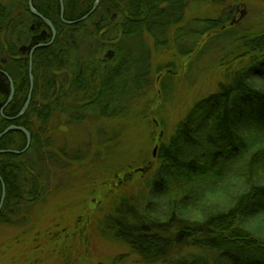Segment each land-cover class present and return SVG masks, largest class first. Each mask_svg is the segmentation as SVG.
<instances>
[{
    "label": "trees",
    "instance_id": "obj_1",
    "mask_svg": "<svg viewBox=\"0 0 264 264\" xmlns=\"http://www.w3.org/2000/svg\"><path fill=\"white\" fill-rule=\"evenodd\" d=\"M240 1L245 0H101L97 10L88 19L70 25L62 19L60 0H34V7L54 24L57 36L52 45L35 50L31 104L23 117L14 119L27 102L31 89V50L38 44L49 43L53 35L45 21L31 12L29 0H0V69L13 78L16 89L12 102L5 107L11 95V84L0 72V134L11 125L23 126L32 134V143L26 152L0 154V202L3 186L6 188V200L0 219L15 203L26 199L36 201L43 192L34 175L32 157L37 154V159L41 161L50 144L46 137L47 130L35 128L34 115L47 124L59 109L64 110L66 105H63V101L66 103L71 90L87 100L82 108L100 109L97 115L116 117L118 111L127 112L130 106L126 101L130 96V78L134 84H137L138 78L133 75L128 59L121 56L124 50L118 48L116 56L106 52L115 50L117 44L126 38H140L145 33L157 37L156 45H165L167 41L164 39L160 42L162 36L159 33L166 34V37L172 26L182 22L185 10L199 2L217 13L215 17L202 21L203 30L199 32L202 37L207 34H211L210 39L214 40H222L224 35L233 37L240 34L242 37L239 39L241 45L223 62L231 68L226 74V80L219 82L215 93L197 104L198 114L190 115L186 119L188 122L181 124L174 141L159 146L158 160L162 162L167 174L161 173L152 182V198L157 190L164 193L172 182L182 183L185 187L179 195H176L177 192L171 194L162 219L151 212L142 211L131 194L113 196L109 200L110 206L103 210L99 226L103 234L128 245L148 264L166 260L184 249H201L208 254L196 256L194 261L183 257L176 264H218L214 258L216 253L224 254L230 264H264V243L251 238L235 226L238 216L264 209V189H254L247 202L241 200L236 209L210 216L205 223L188 222L178 213L180 208L195 202L191 201L197 195L193 182L199 183L208 177L219 181L227 165L234 162L240 145L232 136V126L239 120L264 123V94L247 91L243 84L244 79L250 76L264 78V29L247 34L246 29L239 25L226 27L233 20L231 4ZM95 2L64 0V19L80 20L91 12ZM106 26H109L108 32H104ZM220 30L223 31L221 35H214ZM111 33L113 36L109 37ZM81 39L89 41L91 49L80 52L82 56L78 57L80 53L75 55L68 43ZM191 48L182 47L183 55H188ZM76 56L77 65L76 61L71 62ZM102 56L109 59L99 61ZM236 62L240 67L234 70L233 63ZM164 69H160V72ZM60 76L70 80L59 85ZM69 82L71 85L67 87ZM137 95L132 96L134 98ZM124 101L126 105H122ZM219 109H223V117H218L222 122L216 136L205 138L198 135L204 122ZM197 136L201 139L195 138ZM189 142L198 147L197 152L184 151ZM26 145L27 137L21 131H11L0 139V150L22 151ZM186 154L194 158L190 159ZM152 168L150 163L145 172L149 173ZM130 174L126 172L124 177H118V181L115 179L114 189L125 190L133 182ZM162 186L163 191L160 190ZM212 257L213 260H210Z\"/></svg>",
    "mask_w": 264,
    "mask_h": 264
},
{
    "label": "rangeland",
    "instance_id": "obj_2",
    "mask_svg": "<svg viewBox=\"0 0 264 264\" xmlns=\"http://www.w3.org/2000/svg\"><path fill=\"white\" fill-rule=\"evenodd\" d=\"M231 10L233 24L226 27L239 25L247 34L263 31L264 0L233 2ZM216 14L207 5L193 3L185 10L182 22L172 26L166 37L159 33L160 42L166 39L165 45H156L157 37L145 33L140 38H126L115 50L106 52L116 56L118 48L124 50L121 56L128 59L133 75L138 78L137 84L130 78L127 112L118 111L116 117L97 115L100 109L82 108L87 100L70 89L66 103L63 101L64 110L59 109L47 124L34 115L35 128L47 130L50 144L41 161L37 154L32 157L34 175L43 192L36 201L15 203L0 219V264H148L128 245L103 234L100 218L113 196L128 193L135 197L142 211L162 219L171 194L183 191L182 183L169 182V189L165 185L166 191L157 190L152 198L150 187L161 173L167 174L158 160L159 146L174 141L181 124L187 123L190 115L198 114L197 104L215 93L219 82L226 80L231 68L223 62L241 45L240 34L224 35L223 41L210 39L211 34L203 37L199 34L203 30L202 21ZM108 30L109 26L104 27V32ZM112 36L113 33L109 35ZM178 36L181 38L177 39ZM68 45L75 55L91 49L85 39ZM185 46L192 47L188 55L181 50ZM78 57L71 62L76 61L77 65ZM104 59L109 57L102 56L99 61ZM233 67L235 70L240 64L233 63ZM67 79L70 80L60 76L59 85ZM133 94L138 95L133 98ZM173 128L175 134L169 136ZM190 150L197 152L198 147L189 142L184 151ZM150 163L152 170L145 172ZM232 167L233 162L224 170L231 171ZM126 172L131 173L133 182L123 191L114 189L113 181L124 177ZM198 196L199 193L191 201ZM4 205L5 201L1 212ZM207 254L201 249H184L155 264H176L183 257L194 261L196 256ZM214 258L218 264H230L222 253H216Z\"/></svg>",
    "mask_w": 264,
    "mask_h": 264
},
{
    "label": "clouds",
    "instance_id": "obj_3",
    "mask_svg": "<svg viewBox=\"0 0 264 264\" xmlns=\"http://www.w3.org/2000/svg\"><path fill=\"white\" fill-rule=\"evenodd\" d=\"M230 83V82H226ZM247 91L264 94V78L250 76L243 81ZM223 117V109L204 122L200 135L215 137ZM232 136L240 145L231 171L220 178H205L194 184L199 193L194 203L178 210L179 215L191 223H205L210 216L225 214L236 209L241 200L247 202L254 189H264V123L239 120L231 128ZM175 129L169 130V136ZM235 226L251 238L264 243V209L250 215L238 216Z\"/></svg>",
    "mask_w": 264,
    "mask_h": 264
},
{
    "label": "water",
    "instance_id": "obj_4",
    "mask_svg": "<svg viewBox=\"0 0 264 264\" xmlns=\"http://www.w3.org/2000/svg\"><path fill=\"white\" fill-rule=\"evenodd\" d=\"M33 1L34 0H29V7L31 9V12L35 16H37V17H39V18H41V19H43L45 21V23L50 27L53 36H52V40L49 43L38 44V45L34 46L32 48V50H31V55H30V59H31V61H30L31 89H30V92H29V96H28L27 102L25 103V105H24L23 109L20 111V113L16 117H14V119H19V118L23 117L25 115V113L28 111V109L30 107V104H31L33 90H34V77H33V74H32V68H33V54H34L35 50L38 49V48L48 47V46L52 45L54 43L55 39H56V36H57V29L55 28V26L52 23V21L47 19V18H45L37 9H35V7L33 5ZM60 3H61V16H62V19L64 20L65 23L72 25V24H76V23H78L80 21L88 19L89 16L97 10V8L99 7V5L101 3V0H96L91 12L88 13L86 16H84L81 20H77V21H68V20L64 19V14H65V3H64V0H60ZM0 72L3 73L9 79L10 84H11V95L9 97V100H8L7 104L5 105V107H6V106H8V104H10L12 102V100H13V98L15 96V92H16L15 83H14L13 78L9 75L8 72H6V71H4L2 69H0ZM2 113H3V110H2ZM11 131H21V132H23L26 135V137H27L26 148L22 152L13 151V150H0V154H3V153L19 154V153L26 152L30 148L31 143H32V134L30 133V131L27 130L23 126L11 125L3 133L0 134V139H2V137L4 135L8 134ZM157 149H158V146L154 149V156L156 155ZM5 199H6V188H5V186H3V195H2V199H1L0 212H1V208H2V205L4 204Z\"/></svg>",
    "mask_w": 264,
    "mask_h": 264
},
{
    "label": "bare ground",
    "instance_id": "obj_5",
    "mask_svg": "<svg viewBox=\"0 0 264 264\" xmlns=\"http://www.w3.org/2000/svg\"><path fill=\"white\" fill-rule=\"evenodd\" d=\"M85 16H86V15H85ZM81 19H82V18H81ZM81 19H80V20H81Z\"/></svg>",
    "mask_w": 264,
    "mask_h": 264
}]
</instances>
